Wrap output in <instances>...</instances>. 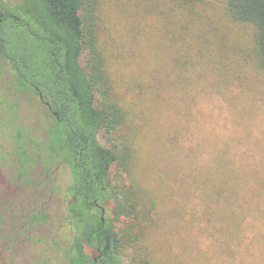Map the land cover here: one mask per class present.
I'll return each instance as SVG.
<instances>
[{
    "label": "rangeland",
    "instance_id": "rangeland-1",
    "mask_svg": "<svg viewBox=\"0 0 264 264\" xmlns=\"http://www.w3.org/2000/svg\"><path fill=\"white\" fill-rule=\"evenodd\" d=\"M223 2L185 9L172 0H96L98 45L125 115L119 128L100 136L126 157L127 167L117 164L111 180L139 185L157 201L151 221L158 225L144 244L129 242L122 264H141L143 246L153 250L151 264H264V71L253 54L254 28L231 19ZM10 83L6 71L0 264H66L69 168L57 170L58 189L45 184L39 130L49 114L32 94L23 99L37 110L27 105L16 122L9 120ZM17 126L28 131L27 142ZM23 150L35 156L32 162L19 158ZM224 180L239 185L240 197L231 201L242 216L237 233V215L226 225L229 234L211 208L222 195L207 197Z\"/></svg>",
    "mask_w": 264,
    "mask_h": 264
},
{
    "label": "trees",
    "instance_id": "trees-1",
    "mask_svg": "<svg viewBox=\"0 0 264 264\" xmlns=\"http://www.w3.org/2000/svg\"><path fill=\"white\" fill-rule=\"evenodd\" d=\"M201 1L172 0L185 9ZM95 3L0 0V85L7 71L10 88L44 94L53 110L48 112V151L69 168L66 221L72 230L71 243L65 250L66 264H122L129 242L143 240L144 244L151 227L158 225L156 218L151 221L157 202L154 194L149 200L145 188L140 192L139 185L111 180L117 164L127 167L126 157L115 143L110 146L100 136L119 128L125 115L114 93L106 56L98 45ZM223 7L231 19L254 28L253 54L264 71V0H224ZM10 108L14 113L9 120L14 123L18 112L12 104ZM17 129L27 142L28 131L19 126ZM19 155L26 164L35 157L28 158L26 150ZM230 174L235 175L233 171ZM208 179L205 176L203 181L209 184ZM235 194L240 197L238 183L224 180L207 195L209 199L225 196L211 208L229 234L232 230L226 225L238 217L237 233V222L242 219L231 206ZM107 209L110 216L105 215ZM143 249L146 254L141 264H151L153 250L149 246Z\"/></svg>",
    "mask_w": 264,
    "mask_h": 264
},
{
    "label": "flooded vegetation",
    "instance_id": "flooded-vegetation-1",
    "mask_svg": "<svg viewBox=\"0 0 264 264\" xmlns=\"http://www.w3.org/2000/svg\"><path fill=\"white\" fill-rule=\"evenodd\" d=\"M2 15H3V12H0V18H1ZM5 73H4V76H5ZM3 80H4V77H3ZM3 80H2V82H3ZM2 82H1V84H2ZM8 88L13 92V96L11 98L12 101H10L9 106L11 107V104H12L15 111L18 112V111L26 110L25 108H26L27 105L30 107L31 111H36L37 110L36 106L34 105V103L27 102V101H25L23 99V97H27L28 98L33 93H29L27 91L17 90L16 88H10L9 85H8ZM34 95H35L36 99H38L39 103L45 108L46 112H53L52 106L48 103V101L46 100V97L44 96L43 93L39 92L38 94H34ZM42 120L45 121L44 119H42ZM49 120L50 119H48L46 122H41L40 123V130L39 131H42V133H43L42 140H44V143L42 144L40 139L38 141L36 139H34V141H35L36 145L39 142V145H38L39 147H40L41 144L44 146L45 157L46 158L44 159L42 157L41 159H42V161L43 160L45 161V165H46V167L44 168L45 171H46V176H45L46 182H45V184H48L47 186L49 188H51L53 190L54 189L56 190V189H58V186H60V182L57 179V170L62 165H66V164H64V162L62 160H59L56 157H51L50 152L48 151L47 142H48V124H49ZM67 185L68 184H66L65 187ZM68 204L69 203L66 202V207L68 206ZM104 212H105V210L103 209V214H104ZM94 260L97 261V258H94Z\"/></svg>",
    "mask_w": 264,
    "mask_h": 264
}]
</instances>
